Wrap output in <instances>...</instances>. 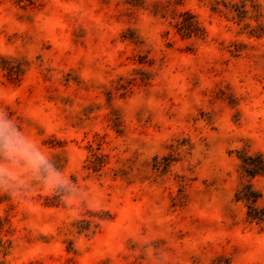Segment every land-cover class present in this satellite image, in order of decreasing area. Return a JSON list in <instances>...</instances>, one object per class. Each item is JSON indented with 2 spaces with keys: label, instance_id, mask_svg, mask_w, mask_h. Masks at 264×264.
Returning <instances> with one entry per match:
<instances>
[{
  "label": "rangeland",
  "instance_id": "obj_1",
  "mask_svg": "<svg viewBox=\"0 0 264 264\" xmlns=\"http://www.w3.org/2000/svg\"><path fill=\"white\" fill-rule=\"evenodd\" d=\"M0 264H264V0H0Z\"/></svg>",
  "mask_w": 264,
  "mask_h": 264
},
{
  "label": "clouds",
  "instance_id": "obj_2",
  "mask_svg": "<svg viewBox=\"0 0 264 264\" xmlns=\"http://www.w3.org/2000/svg\"><path fill=\"white\" fill-rule=\"evenodd\" d=\"M4 113H0V154L6 156L9 160H22L28 167L36 172L41 168L48 172V180L50 183L59 182V177L52 172L47 164L45 157L37 151L34 145L12 126L10 120L4 119ZM9 171L0 166V177L8 176Z\"/></svg>",
  "mask_w": 264,
  "mask_h": 264
}]
</instances>
